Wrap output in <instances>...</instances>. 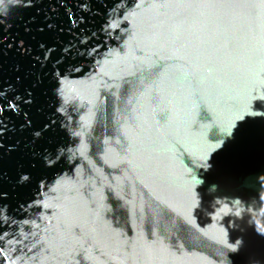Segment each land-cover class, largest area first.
<instances>
[{
	"label": "water",
	"instance_id": "95a60500",
	"mask_svg": "<svg viewBox=\"0 0 264 264\" xmlns=\"http://www.w3.org/2000/svg\"><path fill=\"white\" fill-rule=\"evenodd\" d=\"M0 103V264H264V0H0Z\"/></svg>",
	"mask_w": 264,
	"mask_h": 264
},
{
	"label": "flooded vegetation",
	"instance_id": "af4514ba",
	"mask_svg": "<svg viewBox=\"0 0 264 264\" xmlns=\"http://www.w3.org/2000/svg\"><path fill=\"white\" fill-rule=\"evenodd\" d=\"M70 69H72L71 66H70ZM0 110L2 111L1 114H0V122L6 121L8 119V115L7 114H4V112H7L9 110V108L5 107V109H3V104L0 103Z\"/></svg>",
	"mask_w": 264,
	"mask_h": 264
}]
</instances>
